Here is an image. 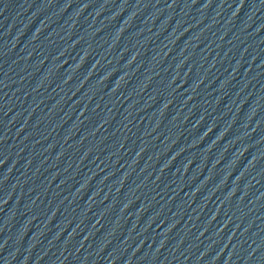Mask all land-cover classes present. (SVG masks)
Segmentation results:
<instances>
[{"label": "water", "instance_id": "1", "mask_svg": "<svg viewBox=\"0 0 264 264\" xmlns=\"http://www.w3.org/2000/svg\"><path fill=\"white\" fill-rule=\"evenodd\" d=\"M88 264H264V0H72Z\"/></svg>", "mask_w": 264, "mask_h": 264}]
</instances>
